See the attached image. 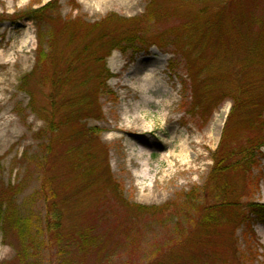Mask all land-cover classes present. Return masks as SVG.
Here are the masks:
<instances>
[{"label":"rangeland","instance_id":"374dc122","mask_svg":"<svg viewBox=\"0 0 264 264\" xmlns=\"http://www.w3.org/2000/svg\"><path fill=\"white\" fill-rule=\"evenodd\" d=\"M50 1L0 0V199L3 201L11 195V201L21 210L20 215L36 222L45 208V198L40 194L42 183L54 181L61 186L59 198L65 200L64 224L70 225L75 233L89 231L97 246L83 252L77 243L72 245V241L67 240L65 244L70 248L67 247L63 258H59L63 264H148L157 258L171 264H264V236L259 233L264 223L246 215L243 211L247 209L243 208L239 211L249 217L247 222H223L218 228L219 235L204 233L203 237L208 241L202 242L199 238L182 251L170 252L182 238L177 233V223L182 229H192L189 219L198 220L212 211L217 202L206 180L213 166L211 155L220 143L233 102L226 97L209 113L199 106L193 108L192 81L187 77L181 59H175L168 52L156 46L137 54L112 52L106 60L112 74L107 82L109 93L99 100L102 118L85 121L88 127L100 131L99 142L107 148L110 173L121 187L126 204L109 189L99 188L98 184L84 188V180L77 179L76 172L70 170L76 162L75 158L71 160L72 144L67 141L70 129H62L53 143L54 151L51 154L47 151L50 135L41 111L47 110L48 88L41 81L42 74L50 71V65L32 75L26 91L20 88L21 78L37 67L38 35L41 31L46 33L47 27L38 29L33 21L20 20L16 15L40 8ZM57 1L58 15L64 24H68L75 18L87 23L98 22L111 13L125 18L137 17L144 13L149 0ZM157 3L167 11L183 10L189 4L177 0H157ZM193 7L198 5L193 4ZM179 14L180 11L168 13V17H163L158 25L155 23L151 30H162L168 23H179ZM225 16L247 20L254 16L263 20L264 0L235 2L227 8ZM54 23L49 28L57 29L61 24L59 21ZM257 28L254 26L253 31ZM27 39L30 40L22 44ZM171 61H174L172 71L168 68ZM263 65H237L234 57L233 62L223 65L221 71L235 74L242 68H247V72L251 70L257 86L252 97L263 101ZM142 70L155 76L156 81L151 88L147 86V90L143 88ZM247 72L243 77L245 81H248ZM202 88L205 89L204 84ZM243 119L248 120L249 114L237 115L229 122L230 135L235 136L229 149L242 146L250 135L246 130L247 122L241 124ZM92 146H95L94 142ZM142 147L150 155L139 156ZM145 158L151 177L143 180L136 173L140 172V161ZM240 173L231 172L226 178L238 183L237 195L242 196L241 203L264 204V148L260 161L250 172L251 183ZM194 189L201 190L196 208L179 205L184 202V194ZM166 204H170L167 213L139 212L129 206L150 208ZM184 210L186 213L181 212ZM73 221L76 227L70 224ZM38 234L33 228L32 236ZM27 250L31 252L25 254ZM33 250L36 245H31L28 239L22 242L14 228L9 227L4 235H0V264L57 262L54 247L45 248L40 254ZM19 253L21 260H18ZM33 254L36 259H30Z\"/></svg>","mask_w":264,"mask_h":264},{"label":"trees","instance_id":"16d2710c","mask_svg":"<svg viewBox=\"0 0 264 264\" xmlns=\"http://www.w3.org/2000/svg\"><path fill=\"white\" fill-rule=\"evenodd\" d=\"M177 1L189 4L183 10L177 8L167 11L164 6L157 3V0H149L144 13L140 16L125 18L111 13L103 20L93 23L75 18L64 24L57 12L59 10L57 0L16 15L20 20L33 21L38 29L47 27L44 31L46 33L40 30L38 35V46L35 50L37 67L23 76L20 82V88L26 91L32 75L50 65V71L42 74L41 81L48 88L47 110L41 111L42 120L50 135L47 151L50 154L54 151L53 143L62 129H70L67 141L72 144L71 160L76 159L70 170L76 172L77 179L84 180V188H88L89 184H98L99 188H107L116 194L117 199L123 204L126 203L122 199L121 187L110 173L107 148L99 142L100 131L98 128L88 127L85 123L90 118L97 120L102 118L99 100L109 93L107 82L112 74L107 68L106 60L112 52L131 51L132 54H137L156 46L175 59H181L183 69L193 84V108L199 106L205 110L204 112L209 113L226 97L232 100L233 105L222 130L220 143L211 155L213 166L206 180V184L210 183L209 191L214 193L217 202L212 211L200 216L198 220L189 219L188 223L192 229H182L177 223L176 226L179 228L177 233L182 238L170 252L182 251L183 247L195 243L199 238L202 242L208 241L207 237H203L204 233L219 235L218 228L223 222L228 224L234 220L247 222L249 217L242 215L239 208L247 209L243 211L246 215H252L264 223V204L251 201L241 203L243 198L237 195L240 190L238 183L226 178L231 172L240 171L242 178H247L248 183H251L250 172L260 161L264 148V100L258 101L252 97L257 86L251 70L247 72V68H242L235 74L222 72V66L230 65L234 57L237 65L264 64V19L254 16L249 20L239 19L238 16L226 17L227 8L242 0ZM193 4H197L198 7L194 8ZM177 11H180L179 23L172 25L168 23L162 30L156 28L151 30V27L158 25L163 17H168V13L176 14ZM58 21L61 24L57 29L49 28L50 24L52 26ZM254 26L259 27L257 31H253ZM237 55L241 58L237 59ZM173 62L168 65L171 71L174 70ZM246 72L248 81L243 80ZM201 80H204L203 83ZM258 83L261 85V82ZM202 84L205 85V89L202 88ZM28 93L30 95L29 90ZM246 114H249V119H243L241 124L247 122L246 130L250 135L242 146L229 149L235 137L230 135L229 122L237 115ZM92 142L95 143L94 147ZM60 187L54 181L42 183L40 194L45 198V208L41 219L36 222L20 215L21 210L14 201H11V195L3 201L0 199V235H4L9 227L14 228L22 242L28 239L31 245H36L33 252L38 254L45 248L54 247L57 259L54 264H63L59 258H63L66 253L67 240H71L72 245L77 243L83 252L96 246L95 237L89 231L75 233L70 225L64 224L65 200L59 198L62 194L59 193ZM200 193L199 189L185 193L184 202L179 205L189 209L196 208L195 203ZM129 206L139 212L170 211V204L150 208L140 205ZM70 224L73 227L77 226L74 221ZM33 228L39 233L37 237L32 236ZM30 252L27 250L25 254ZM34 256L35 254L30 259H34ZM21 258L19 253L18 260ZM148 264L171 263L157 258Z\"/></svg>","mask_w":264,"mask_h":264},{"label":"bare ground","instance_id":"6f19581e","mask_svg":"<svg viewBox=\"0 0 264 264\" xmlns=\"http://www.w3.org/2000/svg\"><path fill=\"white\" fill-rule=\"evenodd\" d=\"M112 1H116V0H112ZM30 39H27V40H23L22 41V44L28 42ZM142 74L144 76V80H143V88L144 90H147L149 88H151L152 84L156 81L155 80V76H151V73H145L143 70H142ZM142 81V80H140ZM149 86V88L146 89V87ZM224 115L226 114L225 111H223ZM219 127H221L220 125H218ZM151 128V127H149ZM181 155L183 154V151L180 152ZM143 154H146L147 156L150 155V152L148 150H146L145 148H140L139 150V156H143ZM140 164H141V170L139 173H136V175L140 178V179H147V178H150L151 177V173H150V169H149V165L147 163V158L143 159L142 161H140ZM259 233H261L263 236H264V228H261Z\"/></svg>","mask_w":264,"mask_h":264}]
</instances>
